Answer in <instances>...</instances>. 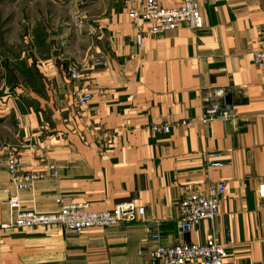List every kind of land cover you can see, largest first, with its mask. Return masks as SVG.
<instances>
[{
  "label": "crops",
  "instance_id": "1",
  "mask_svg": "<svg viewBox=\"0 0 264 264\" xmlns=\"http://www.w3.org/2000/svg\"><path fill=\"white\" fill-rule=\"evenodd\" d=\"M198 2L201 29L181 25L138 46L129 13L139 0H0V74L15 80L2 89L13 93L0 124L14 129L12 142L0 143V229L13 198L40 213L73 201L97 211L145 208L143 221L78 236L61 227L0 230V264H152L146 230L166 246L216 238L224 264H264V68L251 57L264 0ZM73 67L88 79H71ZM212 89L226 90L235 121H198ZM82 90L92 94L83 109ZM164 123L168 134L149 129ZM214 152L224 165L209 168L204 156ZM11 154L21 177L49 166L58 176L18 190ZM221 182L219 216L181 233L178 202Z\"/></svg>",
  "mask_w": 264,
  "mask_h": 264
},
{
  "label": "built area",
  "instance_id": "2",
  "mask_svg": "<svg viewBox=\"0 0 264 264\" xmlns=\"http://www.w3.org/2000/svg\"><path fill=\"white\" fill-rule=\"evenodd\" d=\"M130 1V0H129ZM141 7L130 11L129 16L136 29V42L141 45L145 36L157 37L175 31L179 26L186 25L191 30H199L204 21L198 0H182L172 8L163 7L159 0H139ZM146 27V28H144ZM259 47L251 52V57L257 66L264 68V24L259 31ZM71 79H88V74L76 68L68 70ZM227 95L225 89L208 90L205 97L204 112L198 121L207 125L211 122L235 121L237 114L232 106L225 104ZM92 101V94L82 90L76 94L79 108L87 107ZM154 134H168L171 126L167 123L154 124L149 127ZM222 154L214 152L204 156L206 166L217 168L224 165ZM8 167L12 182L16 189H27L35 180L47 177H57L54 166L47 171L31 172L20 176L19 159L11 154ZM226 192V184L221 182L211 184L206 193H193L184 196L177 205L180 232L190 233L204 221H214L220 213V202ZM257 195L264 200V182L257 188ZM10 221L1 226L0 230L30 231L33 229H48L61 227L73 236H78L87 229L110 228L119 225H131L143 221L145 208L134 202H122L106 210H93L87 202H61L55 212L40 213L25 209L20 200L9 201ZM156 222V221H155ZM157 223V222H156ZM154 245L149 249L152 264H224L226 251L224 245L216 238L205 243L181 242L175 246L162 244L159 233L146 230Z\"/></svg>",
  "mask_w": 264,
  "mask_h": 264
},
{
  "label": "rangeland",
  "instance_id": "3",
  "mask_svg": "<svg viewBox=\"0 0 264 264\" xmlns=\"http://www.w3.org/2000/svg\"><path fill=\"white\" fill-rule=\"evenodd\" d=\"M4 69L6 68L4 67ZM14 84H15V80L13 77L11 76L6 77L4 76V74L3 75L0 74V112H2V108L6 104L4 97L8 99V96H11L13 93L11 92V90H9L8 92L3 91L4 92L3 94L2 89L6 87L12 88ZM13 129L14 127L12 126V121L7 122L6 127H3L2 124H0V143H3V142L11 143L12 142L11 138H12L13 131L11 130Z\"/></svg>",
  "mask_w": 264,
  "mask_h": 264
}]
</instances>
